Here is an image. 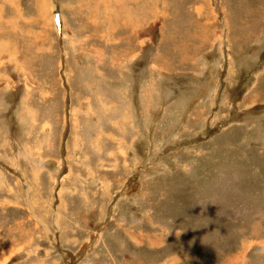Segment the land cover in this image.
Listing matches in <instances>:
<instances>
[{
  "label": "rangeland",
  "instance_id": "374dc122",
  "mask_svg": "<svg viewBox=\"0 0 264 264\" xmlns=\"http://www.w3.org/2000/svg\"><path fill=\"white\" fill-rule=\"evenodd\" d=\"M109 1L0 0V264H264V0Z\"/></svg>",
  "mask_w": 264,
  "mask_h": 264
},
{
  "label": "bare ground",
  "instance_id": "6f19581e",
  "mask_svg": "<svg viewBox=\"0 0 264 264\" xmlns=\"http://www.w3.org/2000/svg\"><path fill=\"white\" fill-rule=\"evenodd\" d=\"M102 3L104 2V1H109V0H100ZM110 2V1H109ZM125 0H114V6H112L113 7V12L115 11H117V9H118V7L117 6H119V8H120V11H119V13H117L120 17H122V19H124V21L128 24V23H130L131 22V17L129 16V10L128 9H125ZM95 4V3H94ZM106 10H110V6L106 9ZM112 12V14H114V15H117L115 12L113 13ZM105 13H106V11H105ZM111 13V12H110ZM133 13V12H132ZM145 17V16H144ZM133 23V22H132ZM129 25V24H128ZM130 27V26H129Z\"/></svg>",
  "mask_w": 264,
  "mask_h": 264
}]
</instances>
